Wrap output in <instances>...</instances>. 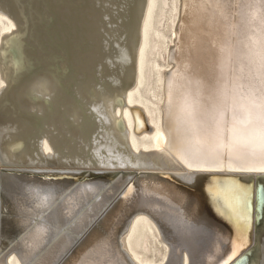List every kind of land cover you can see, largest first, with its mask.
Listing matches in <instances>:
<instances>
[{
	"label": "bare ground",
	"instance_id": "obj_1",
	"mask_svg": "<svg viewBox=\"0 0 264 264\" xmlns=\"http://www.w3.org/2000/svg\"><path fill=\"white\" fill-rule=\"evenodd\" d=\"M156 3L0 0V264H227L248 244L232 264H264V172L194 142L213 127L220 16L177 0L153 119L138 96ZM252 7L232 36L244 74ZM140 229L161 259L134 247Z\"/></svg>",
	"mask_w": 264,
	"mask_h": 264
},
{
	"label": "snow or ice",
	"instance_id": "obj_2",
	"mask_svg": "<svg viewBox=\"0 0 264 264\" xmlns=\"http://www.w3.org/2000/svg\"><path fill=\"white\" fill-rule=\"evenodd\" d=\"M215 6L222 23V37L213 42L218 52L217 68L220 77L212 94V130L194 128V142L226 147L237 154L251 157L258 162V170L264 171V0H236L237 7L223 10L224 0H184V6ZM253 6L250 12L251 32L244 43L245 53L241 58L250 65L244 74L245 65L233 67L235 45L232 41L233 29L237 27L236 17L239 6ZM239 73V74H238ZM200 85H196V93ZM183 115L193 121L198 120L197 104L190 97L181 107ZM229 118L225 120V116Z\"/></svg>",
	"mask_w": 264,
	"mask_h": 264
},
{
	"label": "rangeland",
	"instance_id": "obj_3",
	"mask_svg": "<svg viewBox=\"0 0 264 264\" xmlns=\"http://www.w3.org/2000/svg\"><path fill=\"white\" fill-rule=\"evenodd\" d=\"M176 5L177 0H157L152 24L149 29L147 57L144 66L145 76L138 97H140L139 100L141 102L145 103L146 107H149L153 119L156 116V107L159 105V79L166 66L165 50L176 15ZM158 243L156 238L153 240V237L149 233H145L141 229L133 239L134 247L143 256L154 258L156 261L162 258L160 253L162 246Z\"/></svg>",
	"mask_w": 264,
	"mask_h": 264
},
{
	"label": "water",
	"instance_id": "obj_4",
	"mask_svg": "<svg viewBox=\"0 0 264 264\" xmlns=\"http://www.w3.org/2000/svg\"><path fill=\"white\" fill-rule=\"evenodd\" d=\"M135 110V113H137L139 116L141 115V112L138 110V109H133ZM141 117V116H140ZM146 123H144L143 121L141 120H138V126H137V129H143V130H148L147 126H145ZM200 172H222V170H199ZM2 172L4 173H17V171H12V170H3ZM228 172H233V173H243V172H247V173H263L264 171H228ZM132 173H129V172H121V171H118V172H111V173H108V178L110 180L116 178V177H119V176H127V175H131ZM91 175V174H90ZM103 175V174H101ZM133 177L136 175L135 173L132 174ZM44 178H49L48 175H43ZM132 177V178H133ZM71 179L74 181V182H79L80 179H81V174H76L75 176L71 177ZM254 185V182L253 180H251V187ZM252 204H253V200H252ZM251 204V205H252ZM253 211H254V207L252 208ZM251 209V217L253 216V211ZM251 226H252V222H251ZM250 244H248L246 247H244L243 249H241L232 259L230 262H228L227 264H232L235 260H237L239 257H241L246 248H249Z\"/></svg>",
	"mask_w": 264,
	"mask_h": 264
}]
</instances>
